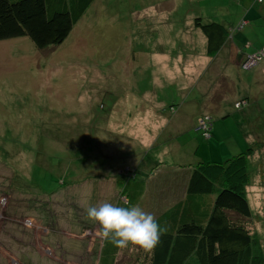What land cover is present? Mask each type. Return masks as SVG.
Segmentation results:
<instances>
[{
  "label": "rangeland",
  "instance_id": "1",
  "mask_svg": "<svg viewBox=\"0 0 264 264\" xmlns=\"http://www.w3.org/2000/svg\"><path fill=\"white\" fill-rule=\"evenodd\" d=\"M261 7L96 0L59 45L0 40V264H97L102 240L86 209L115 205L121 167L150 176L138 206L155 216L185 194L186 169L249 148L251 226L264 242V143L256 147L264 141V75L256 67L264 18L253 16ZM196 16L225 25L246 58L257 56L253 65L207 56ZM206 56L212 69L198 66L197 76L192 65ZM242 95L248 99L236 109ZM226 109L231 115L219 119ZM138 248H124L115 264H131Z\"/></svg>",
  "mask_w": 264,
  "mask_h": 264
},
{
  "label": "trees",
  "instance_id": "2",
  "mask_svg": "<svg viewBox=\"0 0 264 264\" xmlns=\"http://www.w3.org/2000/svg\"><path fill=\"white\" fill-rule=\"evenodd\" d=\"M95 1L0 0V40L28 37L40 50L59 45ZM192 24L203 34L208 56H215L229 39L222 23H205L196 16ZM241 97L233 102L236 109L248 99ZM228 115L231 113L224 111L219 119ZM203 121L208 127L210 120ZM263 143H257L258 151ZM251 149L221 163L199 162L186 169L183 197L155 215L165 229L159 243L151 251L139 247L131 264H264V242L252 232L254 217L246 192L253 185L248 169ZM119 171L125 174L116 175L115 205L138 206L150 176L128 175L131 171L124 167ZM123 249L102 241L97 264H115Z\"/></svg>",
  "mask_w": 264,
  "mask_h": 264
},
{
  "label": "clouds",
  "instance_id": "3",
  "mask_svg": "<svg viewBox=\"0 0 264 264\" xmlns=\"http://www.w3.org/2000/svg\"><path fill=\"white\" fill-rule=\"evenodd\" d=\"M86 214L99 226L98 237L118 248L131 244L151 251L165 231L153 214L137 205L125 207L105 202L98 207H88Z\"/></svg>",
  "mask_w": 264,
  "mask_h": 264
},
{
  "label": "crops",
  "instance_id": "4",
  "mask_svg": "<svg viewBox=\"0 0 264 264\" xmlns=\"http://www.w3.org/2000/svg\"><path fill=\"white\" fill-rule=\"evenodd\" d=\"M264 0H262V2H263ZM243 4V3H242ZM254 9V7L253 6H251V7H249L248 8V10L246 11V13H247V15L246 16H248L251 12H252V10ZM253 16H255L256 17V19H262V18H264V7H261V8H258L257 10H256V12L253 14ZM264 20V19H263ZM244 21V23L246 22L245 20H243ZM249 41H250V39H244V47L245 48H248L249 46H250V43H249ZM235 45V46H234ZM243 49L244 48H238V45H237V42L234 40V37H232V38H230V39H228L225 43H224V45H223V47L221 48V50L217 53V54H223V56L225 57V61L227 62V63H232L235 67H239V66H241L242 67V65H243V63L245 62V61H247L246 59V57L248 56V54H246L245 53V51H243ZM216 54V55H217ZM208 56V55H207ZM206 56V60H205V62H196L197 64H193L192 66H193V68L195 69V71H197L198 72V74H197V76H200L199 74H200V72H199V68H202L203 69V67L205 66H208V68L210 67V69H212V62L214 61L213 59H211L210 60V58L211 57H207ZM229 56H231L232 58H233V61L232 60H230L229 59ZM198 66H200L198 69H197V67ZM256 67H258L260 70H261V72H262V74L264 75V62H260V63H258L257 65H256ZM206 70V69H205ZM208 70V69H207ZM203 74H201V76H202ZM211 84H212V86L214 85V86H216V88H217V81L215 80V81H212L211 82ZM194 85H196L195 84V82H194ZM204 91V90H203ZM202 91V92H203ZM201 95H202V97L204 96V94L203 93H201ZM215 96V93L214 92H211L210 91V95H209V98L210 99H212L213 97ZM212 109H214V108H216V107H211ZM211 109V110H212ZM210 110V111H211ZM225 111H228L227 109L225 110ZM222 112H224V111H221L220 113H222ZM205 114H207V113H205Z\"/></svg>",
  "mask_w": 264,
  "mask_h": 264
},
{
  "label": "built area",
  "instance_id": "5",
  "mask_svg": "<svg viewBox=\"0 0 264 264\" xmlns=\"http://www.w3.org/2000/svg\"><path fill=\"white\" fill-rule=\"evenodd\" d=\"M259 57V56H258ZM257 58V56L254 57H249L247 61L244 62V66L245 67H249L251 65H253V63L255 62L254 60Z\"/></svg>",
  "mask_w": 264,
  "mask_h": 264
},
{
  "label": "bare ground",
  "instance_id": "6",
  "mask_svg": "<svg viewBox=\"0 0 264 264\" xmlns=\"http://www.w3.org/2000/svg\"><path fill=\"white\" fill-rule=\"evenodd\" d=\"M249 58V57H248ZM248 58H247V60H248Z\"/></svg>",
  "mask_w": 264,
  "mask_h": 264
}]
</instances>
